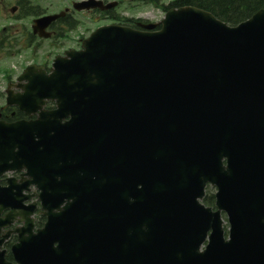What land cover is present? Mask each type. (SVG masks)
<instances>
[{"label":"water","instance_id":"95a60500","mask_svg":"<svg viewBox=\"0 0 264 264\" xmlns=\"http://www.w3.org/2000/svg\"><path fill=\"white\" fill-rule=\"evenodd\" d=\"M138 26L98 28L7 92L38 114L0 122V174L25 168L48 219L21 229L15 261L264 264V10L236 28L193 7ZM206 184L215 212L198 203Z\"/></svg>","mask_w":264,"mask_h":264},{"label":"rangeland","instance_id":"374dc122","mask_svg":"<svg viewBox=\"0 0 264 264\" xmlns=\"http://www.w3.org/2000/svg\"><path fill=\"white\" fill-rule=\"evenodd\" d=\"M16 0H3L1 5L0 12V25L3 27H8L9 29L3 33V36H8L7 39L11 37H15L18 42L15 47L6 50L1 49L0 51V69L2 73H0V89L5 86L4 74L9 73L10 75L16 76L22 68L31 63H41L47 62L50 63L51 59L60 54L62 51L66 49H77L79 46V42L86 38L96 27L105 25L110 23L111 21H107L106 19L101 18L98 14L89 15V16H77L74 15L80 25L73 30L72 32L65 35L64 38L61 39H51L49 43L43 41L39 44V46L33 51L30 49H22L24 48V43L21 41L22 28L23 31L30 30L31 19L30 17H26L23 19L13 20L9 19L8 9L10 6H14V2ZM34 2H39L40 5L45 7L46 13H55V11L62 9L64 6L59 0H33ZM66 2V0H62ZM71 2L77 0H70ZM106 1H117L119 2V6L115 9L114 13L119 16L127 17V18H142L149 22H158L162 16L163 12L150 5L145 4L146 1L143 0H106ZM172 0H160L161 3L167 4ZM70 3V2H69ZM17 13V12H16ZM15 13V14H16ZM22 27V28H21ZM1 28V26H0ZM2 36V35H0ZM22 47V48H21ZM9 51V53H7ZM45 59V60H44ZM43 60V61H41ZM3 104V96L0 97V105Z\"/></svg>","mask_w":264,"mask_h":264},{"label":"trees","instance_id":"16d2710c","mask_svg":"<svg viewBox=\"0 0 264 264\" xmlns=\"http://www.w3.org/2000/svg\"><path fill=\"white\" fill-rule=\"evenodd\" d=\"M150 1L157 2V0ZM179 6H194L211 13L229 25H236L248 19L256 11L264 9V0H173L164 9Z\"/></svg>","mask_w":264,"mask_h":264},{"label":"flooded vegetation","instance_id":"af4514ba","mask_svg":"<svg viewBox=\"0 0 264 264\" xmlns=\"http://www.w3.org/2000/svg\"><path fill=\"white\" fill-rule=\"evenodd\" d=\"M14 178L15 179H19L20 178V174H16V175H14ZM4 178H2L1 180H0V185L2 186V185H4ZM13 239H15L13 236H10L9 237V239L6 241V242H4V244H3V248L5 249L4 251H5V254H4V259H5V261H7V262H12V256H11V253H10V246L12 245V243H14V241L12 242V240ZM10 243H11V245H10Z\"/></svg>","mask_w":264,"mask_h":264}]
</instances>
